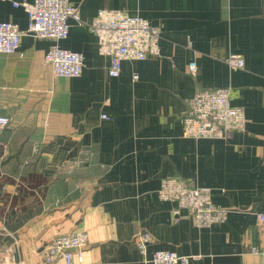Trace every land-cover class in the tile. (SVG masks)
Instances as JSON below:
<instances>
[{
  "label": "crops",
  "instance_id": "obj_1",
  "mask_svg": "<svg viewBox=\"0 0 264 264\" xmlns=\"http://www.w3.org/2000/svg\"><path fill=\"white\" fill-rule=\"evenodd\" d=\"M68 1L87 24L100 10L143 18L160 31L159 56L124 60L111 78L88 26L69 20L65 40L35 39L23 9L0 1V22L23 34L18 53L0 54L10 122L0 131V264H46L50 240L74 231L88 234L84 264H150L158 250L190 264H264V0ZM54 46L83 56L79 77H54L44 63ZM223 88L244 131L184 137L188 103ZM169 178L210 190L224 222L196 227L183 211L174 224L176 204L158 198ZM140 232L152 239L145 256Z\"/></svg>",
  "mask_w": 264,
  "mask_h": 264
},
{
  "label": "built area",
  "instance_id": "obj_2",
  "mask_svg": "<svg viewBox=\"0 0 264 264\" xmlns=\"http://www.w3.org/2000/svg\"><path fill=\"white\" fill-rule=\"evenodd\" d=\"M27 15L26 34L35 39L53 41L65 40L68 36V21L79 26H88L94 33L99 52L109 58L108 76L116 78L124 60L144 61L148 57L159 56L160 31L138 16H129L121 11L100 10L91 23L87 24L79 17L77 7L68 0H34L32 3H13ZM264 20V19H263ZM22 33L12 22H0V54L18 53ZM231 69L242 70L244 61L239 55H230L225 60ZM44 63L52 70L56 78H77L81 75L83 56L57 46L51 47L44 55ZM188 72L194 75L196 65L188 64ZM136 79V76L133 77ZM230 89H216L200 93L188 106L183 115V136L189 139H226L228 135L240 133L245 128L243 110L230 103ZM106 119L105 116H101ZM9 119L0 115V131L9 126ZM161 201L172 202L176 208L172 211L174 224L182 217V212L192 220L196 227H208L224 222L227 211L213 204L211 191L189 187L184 181L165 179L158 191ZM257 220L264 223V214H257ZM149 233L140 232L134 237V243L142 256L151 242ZM88 243L86 231H74L53 237L42 251L46 264L60 260L62 264H84V250ZM255 252V251H254ZM148 262L150 264H190V258L178 256L172 251H155Z\"/></svg>",
  "mask_w": 264,
  "mask_h": 264
}]
</instances>
